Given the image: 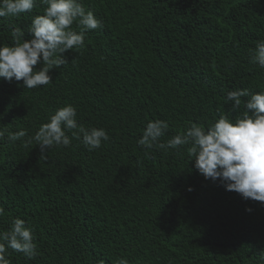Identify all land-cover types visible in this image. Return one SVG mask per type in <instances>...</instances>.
I'll return each instance as SVG.
<instances>
[{
  "label": "trees",
  "instance_id": "1",
  "mask_svg": "<svg viewBox=\"0 0 264 264\" xmlns=\"http://www.w3.org/2000/svg\"><path fill=\"white\" fill-rule=\"evenodd\" d=\"M81 2L102 27L62 54L51 83L0 79V232L23 219L37 248L32 260L8 249L10 264H264V202L205 179L188 146L138 144L149 121L168 122L166 143L191 124L241 116L248 98L234 111L228 91H264V68L249 61L264 41V0ZM45 7L0 19V45H13L16 27L30 40ZM67 105L109 141L89 151L67 132L70 146L41 156L35 133Z\"/></svg>",
  "mask_w": 264,
  "mask_h": 264
},
{
  "label": "clouds",
  "instance_id": "2",
  "mask_svg": "<svg viewBox=\"0 0 264 264\" xmlns=\"http://www.w3.org/2000/svg\"><path fill=\"white\" fill-rule=\"evenodd\" d=\"M41 4L46 5L44 14L34 16L27 28L32 38L21 42L25 32L16 27L11 33L13 45H0V79L23 81L27 89L51 83L50 70L68 63L62 54L83 46L85 33L102 27L101 21L92 11H86L81 0H0V19L31 13ZM74 23L81 29L79 33L72 30ZM249 61L264 68V41L249 50ZM38 64L41 67L36 69ZM243 97L248 98L243 102L245 111L234 121L221 115L207 129L191 124L183 134L175 135L166 143H159V139L168 130V122L149 121L138 144L146 149L158 146L179 150L181 146H188L189 156L195 157V169L205 179H219L226 190L236 191L245 200L264 202V91L232 90L226 93L225 100L233 102V110L238 111ZM67 132L81 140L89 151L99 149L110 139L105 129H89L78 123L77 109L67 105L51 115L35 133L33 139L41 156L54 146H70ZM25 135L24 131H19L9 134L7 139L14 143ZM3 138L4 132L0 131V139ZM3 215L4 209L0 207V216ZM34 239L30 223L13 219L10 229L0 232V264H10L8 249L22 253L28 260L34 259L37 255ZM117 264H129V261L121 258Z\"/></svg>",
  "mask_w": 264,
  "mask_h": 264
}]
</instances>
